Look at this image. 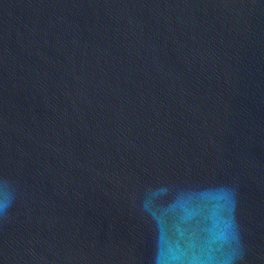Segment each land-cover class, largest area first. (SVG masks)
<instances>
[{
  "label": "water",
  "instance_id": "95a60500",
  "mask_svg": "<svg viewBox=\"0 0 264 264\" xmlns=\"http://www.w3.org/2000/svg\"><path fill=\"white\" fill-rule=\"evenodd\" d=\"M0 181V264H264V0H0Z\"/></svg>",
  "mask_w": 264,
  "mask_h": 264
},
{
  "label": "clouds",
  "instance_id": "9594fccd",
  "mask_svg": "<svg viewBox=\"0 0 264 264\" xmlns=\"http://www.w3.org/2000/svg\"><path fill=\"white\" fill-rule=\"evenodd\" d=\"M0 186L4 190V194L0 196V218H2L7 215L8 209L15 199V193L8 181H0Z\"/></svg>",
  "mask_w": 264,
  "mask_h": 264
}]
</instances>
